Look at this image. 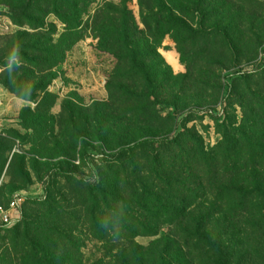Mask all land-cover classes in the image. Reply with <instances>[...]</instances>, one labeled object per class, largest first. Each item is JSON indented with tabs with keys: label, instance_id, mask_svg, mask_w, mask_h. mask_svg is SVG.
<instances>
[{
	"label": "rangeland",
	"instance_id": "1",
	"mask_svg": "<svg viewBox=\"0 0 264 264\" xmlns=\"http://www.w3.org/2000/svg\"><path fill=\"white\" fill-rule=\"evenodd\" d=\"M99 1L80 37L68 39L69 48L62 53L53 77L42 81L12 69L14 62L19 67V59L5 57L16 53V43L32 44L41 35L10 18L6 4L18 0H0V203L8 205L15 194L25 198L14 225L0 233V253L11 231L36 216V203L46 199L59 167L72 168L84 181L97 182L103 153L128 138L161 140L172 136L177 125L176 131H182L186 123L203 137L206 147H212L222 140L217 124L227 115L264 144V0H167L183 23L179 33L168 31L166 21L160 31L155 30L146 21V5L129 0L134 39H147L154 49L149 64L160 79L154 83L156 95L164 100L156 107H144L137 116L130 113L136 107L133 101L108 89V84H124L137 90L141 84L139 78L114 79L118 64L109 52L123 50L113 51L107 33L110 23L118 21L102 18L99 12L123 0ZM45 22L56 31L57 41L63 24L54 14L46 16ZM121 68L117 75L122 74ZM10 71L13 83L21 79L24 88L45 87L43 93H31L40 96L37 102L4 86ZM43 97H47L49 114H35ZM32 117L41 121L29 129L22 118ZM235 215H214L202 226L197 214H189L155 235L137 237L128 262L264 264V214ZM77 238L84 245L85 264H94L102 254L99 243L90 241L86 233L71 237Z\"/></svg>",
	"mask_w": 264,
	"mask_h": 264
},
{
	"label": "trees",
	"instance_id": "2",
	"mask_svg": "<svg viewBox=\"0 0 264 264\" xmlns=\"http://www.w3.org/2000/svg\"><path fill=\"white\" fill-rule=\"evenodd\" d=\"M128 1L118 6L108 4L99 12L102 18L118 21L110 23L111 32L107 33L116 49L113 51L123 50L109 52L118 64L114 79L139 78L141 83L137 90L124 84H108V89L122 94L125 101H133L136 107L130 113L137 116L144 107H156L164 100L156 95L154 83L160 79L149 64L154 49L147 39H134ZM100 2L18 0L6 4L15 23L38 30L36 34L41 35L32 44H15L16 53L5 56L19 59V67L14 62L12 69L50 81L63 59L62 53L69 48L68 39L80 35ZM140 2L146 5V21L155 30L160 31L166 21L168 31L180 32L183 23L167 0ZM50 14L64 26L57 41L53 37L56 31L45 22ZM24 35L31 36L29 32ZM122 65V74L117 75ZM13 76L10 71L4 86L21 98L37 102L40 96L35 98L31 93H43L45 87L38 84L24 88L21 79L12 82ZM50 100L49 107L54 103L52 97ZM47 102L43 97L35 114H49ZM22 119L29 129L41 121L39 117ZM184 124L182 131H176L177 125L172 136L161 140L128 138L117 142L110 153H103L97 182L84 181L74 169L59 167L46 199L36 203V216L11 231L0 253V264H85L84 245L79 238L71 239L84 233L90 241L99 243L102 251L94 264H130L128 255L135 250L137 237L155 235L189 214H197L196 221L202 226L214 215L236 218V213L264 214V144L258 142L259 136L247 131L243 123L236 126L226 115L217 124L222 140L206 147L203 137Z\"/></svg>",
	"mask_w": 264,
	"mask_h": 264
},
{
	"label": "built area",
	"instance_id": "3",
	"mask_svg": "<svg viewBox=\"0 0 264 264\" xmlns=\"http://www.w3.org/2000/svg\"><path fill=\"white\" fill-rule=\"evenodd\" d=\"M25 198L21 194H15L8 205L0 203V232L14 225V220L19 215Z\"/></svg>",
	"mask_w": 264,
	"mask_h": 264
}]
</instances>
